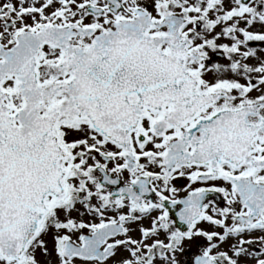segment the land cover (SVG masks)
<instances>
[{
    "label": "snow or ice",
    "instance_id": "snow-or-ice-1",
    "mask_svg": "<svg viewBox=\"0 0 264 264\" xmlns=\"http://www.w3.org/2000/svg\"><path fill=\"white\" fill-rule=\"evenodd\" d=\"M0 264H264V0H0Z\"/></svg>",
    "mask_w": 264,
    "mask_h": 264
}]
</instances>
